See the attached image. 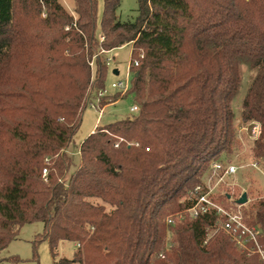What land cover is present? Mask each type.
<instances>
[{
	"label": "trees",
	"instance_id": "1",
	"mask_svg": "<svg viewBox=\"0 0 264 264\" xmlns=\"http://www.w3.org/2000/svg\"><path fill=\"white\" fill-rule=\"evenodd\" d=\"M71 1L74 16L59 0H0V252L39 222L34 248L78 245L59 264H260L221 232L203 244L212 214L165 219L236 150L242 66L239 118L261 126L251 154L264 170V0H138L126 22L120 0H103L99 29L97 0ZM128 44L131 60L143 54L128 91L139 112L96 127L65 182L87 92L109 72L99 54ZM243 213L264 249V198Z\"/></svg>",
	"mask_w": 264,
	"mask_h": 264
},
{
	"label": "rangeland",
	"instance_id": "2",
	"mask_svg": "<svg viewBox=\"0 0 264 264\" xmlns=\"http://www.w3.org/2000/svg\"><path fill=\"white\" fill-rule=\"evenodd\" d=\"M137 1L138 0H120L119 8L117 9V17L120 22L133 21L137 16ZM59 3L65 8L70 15L72 13L73 4L71 0H59ZM98 3V29L99 20L103 10V0H97ZM44 14L41 15V18ZM132 52V44L125 45L121 48L114 49L109 52L100 53V60L106 61L110 58V66L108 65V74L106 76L104 87L113 93L111 90V83L120 80L128 67ZM95 59L89 62L92 63L90 66L91 70H95ZM119 72V77L112 75V70ZM242 81L239 94L236 99L232 102V110L235 114L234 128L236 129L238 145L234 153L227 157L226 160L232 162L238 167L236 176L232 179H226L216 191V200L218 203L230 207V202L219 200L221 195H228V200L235 201L240 198L243 193H246L248 203L243 208L251 207L255 202L264 198V170L256 162L257 168L251 167L255 160L252 158V140L248 137L247 132L240 131V128L244 124L239 118V108L244 94L250 82L251 73L246 67H241ZM116 103L106 105L102 111L100 120V114L98 111L92 110L89 107H85L81 114L80 127L73 138V142L64 151L70 156L72 166L69 171L64 175L63 180L68 181L72 173L75 171L79 163V146L80 143L90 135V131L94 130L95 127H102L104 125L113 123L118 120L125 119L130 116L129 108L135 103L130 95L122 96ZM114 96V95H112ZM106 97V98H110ZM110 100V99H109ZM107 100V101H109ZM238 127V128H237ZM43 224L33 223L24 225L18 233V236L0 252V264H59L62 259L72 260L77 245L72 242L62 241L58 244L56 249V255L52 256L48 245L45 241L40 242L37 246L33 247V242L36 237L42 233Z\"/></svg>",
	"mask_w": 264,
	"mask_h": 264
},
{
	"label": "built area",
	"instance_id": "3",
	"mask_svg": "<svg viewBox=\"0 0 264 264\" xmlns=\"http://www.w3.org/2000/svg\"><path fill=\"white\" fill-rule=\"evenodd\" d=\"M109 52V51H101ZM100 55V54H99ZM97 55L93 58L95 59ZM143 58V54L140 53L138 58L129 61L128 67L124 76L116 81L112 82L110 87L113 93L103 87L101 89H95L93 86L89 88L86 97V107L92 110L98 111L100 116L97 119L100 120L102 111L106 105H101L103 98L109 97L115 94L127 96L131 87V80L134 77L135 69L138 68L140 59ZM106 65L110 66V58L107 59ZM92 66V63H90ZM112 75L117 78L120 76ZM139 112V106L133 103L129 108L130 114H137ZM242 127L240 131H246L248 137L252 141H256L261 134V126L257 122H247L240 124ZM96 128V127H95ZM238 128V127H237ZM45 165H48V159H45ZM253 168H257L256 162L251 165ZM238 167L228 160L214 161L210 166V171L203 177L202 181L196 185L193 189L187 192L186 199L190 206L175 214L169 215L165 219L167 227L174 226L178 223H182L186 220L196 219L201 215L212 214L217 218L214 226L209 229V234L203 244H206L215 233L221 232L227 236L233 246L245 254L246 256H256L260 264H264V249L259 243L260 229L257 226L249 225L246 222L245 215L243 213V207L245 205H238L235 201H230V207H226L216 200L217 188L225 182L227 179H232L236 176ZM47 168L42 170V178L46 181ZM229 198V197H228ZM78 247V245H77Z\"/></svg>",
	"mask_w": 264,
	"mask_h": 264
},
{
	"label": "water",
	"instance_id": "4",
	"mask_svg": "<svg viewBox=\"0 0 264 264\" xmlns=\"http://www.w3.org/2000/svg\"><path fill=\"white\" fill-rule=\"evenodd\" d=\"M114 75L118 74V71L115 69L113 71ZM247 203V195L246 193H243L238 200H236V204L238 205H245Z\"/></svg>",
	"mask_w": 264,
	"mask_h": 264
},
{
	"label": "crops",
	"instance_id": "5",
	"mask_svg": "<svg viewBox=\"0 0 264 264\" xmlns=\"http://www.w3.org/2000/svg\"><path fill=\"white\" fill-rule=\"evenodd\" d=\"M95 129V128H94ZM94 130H91L90 133H92ZM67 152V151H66Z\"/></svg>",
	"mask_w": 264,
	"mask_h": 264
}]
</instances>
